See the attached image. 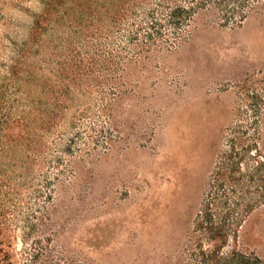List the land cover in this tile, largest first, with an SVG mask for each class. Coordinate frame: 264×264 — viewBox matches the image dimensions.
Segmentation results:
<instances>
[{
  "label": "rangeland",
  "instance_id": "1",
  "mask_svg": "<svg viewBox=\"0 0 264 264\" xmlns=\"http://www.w3.org/2000/svg\"><path fill=\"white\" fill-rule=\"evenodd\" d=\"M134 6L0 0V249L12 264L264 260V206L221 248L195 223L233 137L264 125V10L239 25L200 11L133 51L122 29L140 24Z\"/></svg>",
  "mask_w": 264,
  "mask_h": 264
},
{
  "label": "trees",
  "instance_id": "2",
  "mask_svg": "<svg viewBox=\"0 0 264 264\" xmlns=\"http://www.w3.org/2000/svg\"><path fill=\"white\" fill-rule=\"evenodd\" d=\"M134 3L140 24L135 20L130 26L127 20L124 22L125 29L120 24V28L128 33L126 38L133 51L138 48V43L142 45L141 38L147 47L149 44L146 43L155 44L156 38L163 36L166 28L179 30L182 26L189 27L200 11L210 10L225 24L239 25L250 13L264 10V0H134ZM143 22L147 23V28ZM263 127L261 123L258 132L248 133L246 137H233L232 153L225 158L222 167L214 171L209 182L202 210L195 223L204 239L216 242L219 248L225 244L230 233L238 237L245 220L248 221L258 208L264 206V156L260 153L264 151L260 142ZM254 148L256 155H251ZM246 160L247 172L242 169ZM251 161L255 162V166L249 165ZM219 252L217 250L216 258ZM3 255L0 249V264H12ZM201 256L203 264L210 261L209 255L202 253ZM235 264H264V260L247 254V263L237 261Z\"/></svg>",
  "mask_w": 264,
  "mask_h": 264
}]
</instances>
